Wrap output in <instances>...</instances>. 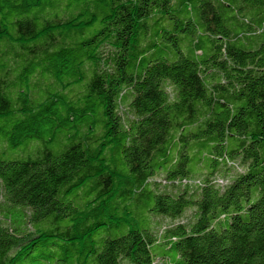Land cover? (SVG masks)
<instances>
[{"label": "trees", "instance_id": "1", "mask_svg": "<svg viewBox=\"0 0 264 264\" xmlns=\"http://www.w3.org/2000/svg\"><path fill=\"white\" fill-rule=\"evenodd\" d=\"M0 264H264V0H0Z\"/></svg>", "mask_w": 264, "mask_h": 264}, {"label": "rangeland", "instance_id": "2", "mask_svg": "<svg viewBox=\"0 0 264 264\" xmlns=\"http://www.w3.org/2000/svg\"><path fill=\"white\" fill-rule=\"evenodd\" d=\"M34 145H35L34 147L28 148V149H19V150H15V151L14 150L13 151H9L8 154L5 155V159L6 160H9V159L18 158V157H25L26 155L23 156L24 153L25 154H34L36 151H38L39 149H41V148H38L39 147L38 144H34ZM191 216H192L191 212H188L187 215H186V217L183 220H181L180 222H184V221L186 222V221H188V219ZM176 223L174 221H171V220H168V219L166 220L165 219V225H166V227H168L170 225H174ZM110 235H111V237L116 238V237L120 236L121 234L120 233L111 232Z\"/></svg>", "mask_w": 264, "mask_h": 264}]
</instances>
